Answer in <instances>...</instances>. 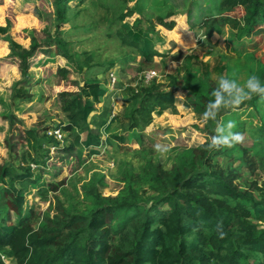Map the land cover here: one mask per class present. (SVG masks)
<instances>
[{
    "label": "rangeland",
    "instance_id": "1",
    "mask_svg": "<svg viewBox=\"0 0 264 264\" xmlns=\"http://www.w3.org/2000/svg\"><path fill=\"white\" fill-rule=\"evenodd\" d=\"M155 1L65 0L57 11L50 0H0L11 22L8 34L23 48L21 52L12 51L0 37V167L18 165L10 160L9 150L13 148L18 154L23 151L20 130H45L49 137L48 132L64 122L57 97V67L68 68L70 79L81 87L87 65L94 66V72L111 65L98 79L106 88V74L112 71L116 84L113 89H105L106 96L96 105L89 122L104 106L112 108V114H120L131 91L155 84L167 89L168 75L176 76L179 89L175 94L176 114L168 111L165 120L150 124L142 132L143 145L130 142L131 152L103 149L101 155L88 156L79 146L74 154H66L59 149L72 139L67 133L56 147L44 143L33 154L39 163L31 164L37 182L24 192L20 215L11 211L13 221L29 222L43 234L61 232L66 236L95 209L107 208L116 215L113 224L120 225V233L116 227L114 234L115 243L125 247L134 240L145 209L168 191L179 188L192 172L206 170L208 159L236 169L234 166L240 162L236 158H245L240 152L242 148L253 147L252 151L264 155V130L249 127L259 125L258 117L264 120V101L259 97L253 96L235 110L225 101L215 119L203 117L205 107L194 110L184 105L187 97L189 104L198 102L202 95L214 100V89L223 93L222 76L234 79L239 87L255 74L264 84V36L237 38L227 27L220 35H204L205 30L199 29V25L221 15L222 0H166L167 5L162 7ZM130 10L135 13L123 22L132 25L138 20V27L150 34L155 49L167 55L165 59L157 57L147 63L119 44L115 34L122 23L121 15ZM169 11L173 13L171 19L177 21L173 33L156 24ZM58 33L66 43L69 60L35 53L27 70L19 71L20 55ZM148 72H154L156 77L146 81ZM20 85L29 93L25 102L13 98L14 89ZM209 111L211 115L216 110ZM228 120H234L235 130L245 135L242 143L230 147L229 157H215L207 144L191 149L211 139L210 135L206 138L204 129L215 132L217 127H226ZM111 128L114 134L124 132L119 122ZM157 144L167 145L170 150L161 155L155 151ZM252 151L246 157L250 161ZM242 170L249 182L255 181L254 174L258 175L257 186L261 190L255 191V195L259 198L264 194V171L258 166L254 174L245 167ZM5 209V205H0V212ZM56 250L51 248L52 252ZM1 257L6 264H15L5 255Z\"/></svg>",
    "mask_w": 264,
    "mask_h": 264
},
{
    "label": "trees",
    "instance_id": "2",
    "mask_svg": "<svg viewBox=\"0 0 264 264\" xmlns=\"http://www.w3.org/2000/svg\"><path fill=\"white\" fill-rule=\"evenodd\" d=\"M50 1L57 11L65 2ZM155 4L158 7L167 5L166 0H156ZM221 6L224 8L221 15L199 25V29L205 30L204 35L210 36L214 32L220 35L223 27H227L237 38L264 36V0H222ZM2 9L0 4V37L12 51L21 52L23 48L8 34L11 22ZM134 11L121 15L122 23L115 38L122 47L133 50L144 62L151 63L157 57L165 59L167 55L155 49L150 34L138 27V20L132 25L123 22ZM172 16L169 11L159 17L156 24L172 32L177 24ZM63 20L61 17L60 21ZM35 53L70 59L66 43L58 33L20 55L19 71L27 70ZM93 67L86 66L81 87L70 79L68 68L56 69L57 97L64 122L54 129L72 138L59 151L74 154L79 146L88 156L101 155L103 149L127 151L131 141L143 145L142 132L150 124L165 120L168 111L176 114L178 82L176 76L168 75L170 82L167 89L155 84L137 92L131 91L120 114L113 116L112 108L104 106L89 122L96 105L106 96L98 76L112 68L108 65L94 72ZM80 69L83 67L80 66ZM13 98L27 101L29 93L25 86L15 88ZM198 99V102L189 104L187 97L184 105L196 110L199 106L206 108L212 101L208 95ZM116 122L123 124V133H111V127ZM258 123L257 127L249 126L251 130H264V120L258 117ZM20 132L23 151L18 154L13 148L9 150L10 160H15L18 165L3 164L0 167V205L7 207L0 212V264H6L2 255L13 259L15 264H264V194L259 198L255 195V191L261 188L257 186L258 175L254 174L257 166L264 171V155L259 156L252 151L253 147L240 150L245 158H236L240 161L234 166L236 169L213 164L208 159L206 170L192 172L179 188L168 191L145 209L134 240L122 247L115 243L114 238L116 227L120 233V225L113 224L116 215L107 208L95 209L82 220L80 227L66 236L61 232L43 234L29 222L11 219V211L20 215L24 192L37 182L31 164L39 162L33 154L42 149L44 143H51L54 147L59 143L48 137L45 130L22 129ZM202 132L206 138L215 134L209 128ZM208 141L206 139L203 144L191 149H198ZM229 151L231 153V148L224 147L214 150L213 155L226 154L229 157ZM251 151L250 161L246 157ZM42 164L44 166L45 161ZM241 167L253 173L255 181L249 182L247 177H243ZM220 232L225 233L223 238ZM52 247L57 250L52 252Z\"/></svg>",
    "mask_w": 264,
    "mask_h": 264
},
{
    "label": "clouds",
    "instance_id": "3",
    "mask_svg": "<svg viewBox=\"0 0 264 264\" xmlns=\"http://www.w3.org/2000/svg\"><path fill=\"white\" fill-rule=\"evenodd\" d=\"M223 93L214 89L212 100L203 113V117L215 119L216 114L221 105L226 101L227 104L233 109H237L242 103L253 98V96L259 97L260 101H264V84L255 74L250 75L243 83L242 86L237 87V82L229 77L222 76L220 80ZM210 109H215L210 115ZM226 127H217L215 134L207 143L208 150H219L224 147H233L236 144L242 143L245 139V135L242 132L236 131L237 124L234 120H228ZM155 151L163 155L169 151V147L164 144H157L154 146ZM225 235L224 232H220L221 238Z\"/></svg>",
    "mask_w": 264,
    "mask_h": 264
},
{
    "label": "built area",
    "instance_id": "4",
    "mask_svg": "<svg viewBox=\"0 0 264 264\" xmlns=\"http://www.w3.org/2000/svg\"><path fill=\"white\" fill-rule=\"evenodd\" d=\"M156 77V74L154 72H148L145 75V80L146 81H150L153 80ZM116 84V78L115 75L113 74V72H109L108 74H106V88L105 89H113L114 86ZM48 135L53 137L57 142H62L64 135L63 133L58 130V129H53L52 131L48 132Z\"/></svg>",
    "mask_w": 264,
    "mask_h": 264
},
{
    "label": "crops",
    "instance_id": "5",
    "mask_svg": "<svg viewBox=\"0 0 264 264\" xmlns=\"http://www.w3.org/2000/svg\"><path fill=\"white\" fill-rule=\"evenodd\" d=\"M112 115L115 116L116 114L113 113Z\"/></svg>",
    "mask_w": 264,
    "mask_h": 264
}]
</instances>
